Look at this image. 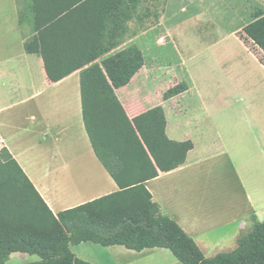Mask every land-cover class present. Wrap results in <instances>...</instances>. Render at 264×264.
<instances>
[{"label": "crops", "instance_id": "1", "mask_svg": "<svg viewBox=\"0 0 264 264\" xmlns=\"http://www.w3.org/2000/svg\"><path fill=\"white\" fill-rule=\"evenodd\" d=\"M233 1L237 34L257 11L264 12V0ZM21 3L0 0V152L19 162L58 214L119 186L95 154L85 127L80 70L58 82L49 78L42 57L25 49L32 30L19 21ZM215 14L206 24L212 28L230 18L227 10ZM198 47L192 44L189 53L179 55L189 89L162 96L152 106L164 107L170 139L190 140L194 147L184 165L161 172L147 186L163 213L212 258L237 248L239 236L253 228L252 215L264 221V63L238 35L201 39ZM146 67L147 60L137 74ZM129 85L117 94L133 118L152 107L133 114L120 95ZM80 160L87 168L82 177ZM86 244L101 245L88 241L72 250L103 264L81 250ZM104 247L115 251L112 264H184L167 248Z\"/></svg>", "mask_w": 264, "mask_h": 264}, {"label": "trees", "instance_id": "2", "mask_svg": "<svg viewBox=\"0 0 264 264\" xmlns=\"http://www.w3.org/2000/svg\"><path fill=\"white\" fill-rule=\"evenodd\" d=\"M144 1L21 0L19 21L32 30L26 51L42 57L53 82L80 70L85 127L119 190L55 214L19 162L0 152V264L18 252L40 257L27 264H92L72 250L88 241L139 252L167 248L184 264H264V221L252 215L236 249L208 258L147 186L184 165L194 143L169 138L162 105L131 118L117 94L146 62L138 45L121 48ZM237 35L264 63L255 49L264 53V12ZM188 89L181 82L164 98Z\"/></svg>", "mask_w": 264, "mask_h": 264}, {"label": "rangeland", "instance_id": "3", "mask_svg": "<svg viewBox=\"0 0 264 264\" xmlns=\"http://www.w3.org/2000/svg\"><path fill=\"white\" fill-rule=\"evenodd\" d=\"M218 10L229 11L230 18L226 19L224 26L212 28L206 25L213 23ZM235 14L233 0H171L170 4L169 0H145L129 23L132 38L124 44L138 45L145 52L147 60L145 71L137 74L126 90L120 91L122 100L129 104L131 112L134 114L145 107H152L166 91L181 82L190 84L184 67L178 66L179 55L189 53L192 44L195 49L199 48L201 39H215L221 35L237 36L234 31L238 24L232 19ZM156 42L160 45L159 52H156ZM255 49L264 60V53ZM77 171L81 177L83 173L85 175V164ZM89 246L94 245L86 244L80 248L103 264H112V260L118 259L113 249L102 245H95L97 249H91ZM39 260L38 255L18 252L11 255L7 264H27Z\"/></svg>", "mask_w": 264, "mask_h": 264}, {"label": "bare ground", "instance_id": "4", "mask_svg": "<svg viewBox=\"0 0 264 264\" xmlns=\"http://www.w3.org/2000/svg\"><path fill=\"white\" fill-rule=\"evenodd\" d=\"M71 185V184H70ZM73 189H75V188H73Z\"/></svg>", "mask_w": 264, "mask_h": 264}]
</instances>
